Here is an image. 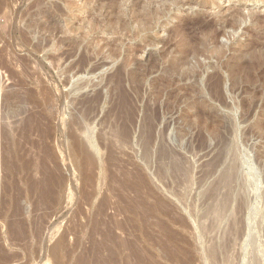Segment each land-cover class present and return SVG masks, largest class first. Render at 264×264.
Listing matches in <instances>:
<instances>
[{
	"label": "rangeland",
	"instance_id": "obj_1",
	"mask_svg": "<svg viewBox=\"0 0 264 264\" xmlns=\"http://www.w3.org/2000/svg\"><path fill=\"white\" fill-rule=\"evenodd\" d=\"M249 210L264 0H0V264H242Z\"/></svg>",
	"mask_w": 264,
	"mask_h": 264
},
{
	"label": "bare ground",
	"instance_id": "obj_2",
	"mask_svg": "<svg viewBox=\"0 0 264 264\" xmlns=\"http://www.w3.org/2000/svg\"><path fill=\"white\" fill-rule=\"evenodd\" d=\"M76 145L79 150H81V148L84 147V144L81 141H77ZM87 145H89L90 147H93V142L91 138L87 140ZM87 157H88V160L92 159L91 155ZM251 174L252 175L250 176V181H251L250 186L259 188L258 177H256L253 171L251 172ZM243 223L246 225V232H245L246 241H248L249 243L251 242V244L255 245V244H259L258 238L260 239L262 238V242L264 243V218L260 220L259 218H257L253 210L251 211L249 210V213L247 214L245 221H243V219L240 218L239 213H238L236 217L235 216L232 217V220L230 221V228L232 225L236 226L237 224H243ZM243 227L244 226L240 228V231L242 233H243L242 231ZM256 251H257L256 249L251 250L248 255L249 259H246V262H243L242 264H259L261 263V260L262 262H264V256H259V254L257 255L258 252Z\"/></svg>",
	"mask_w": 264,
	"mask_h": 264
}]
</instances>
